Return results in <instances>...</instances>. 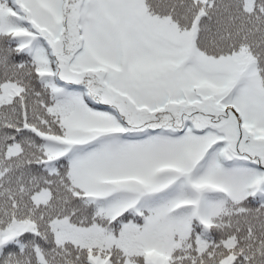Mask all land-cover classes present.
Instances as JSON below:
<instances>
[{"label": "snow or ice", "instance_id": "snow-or-ice-1", "mask_svg": "<svg viewBox=\"0 0 264 264\" xmlns=\"http://www.w3.org/2000/svg\"><path fill=\"white\" fill-rule=\"evenodd\" d=\"M0 264H264V0H0Z\"/></svg>", "mask_w": 264, "mask_h": 264}]
</instances>
